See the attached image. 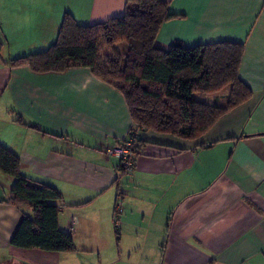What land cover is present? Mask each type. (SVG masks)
<instances>
[{"label": "crops", "instance_id": "0c3cea01", "mask_svg": "<svg viewBox=\"0 0 264 264\" xmlns=\"http://www.w3.org/2000/svg\"><path fill=\"white\" fill-rule=\"evenodd\" d=\"M127 1L0 0V143L25 176L61 192L59 226L76 247L13 246L35 213L10 201L15 178L0 173V264H264V0H166L181 16L161 25L156 45L243 42L239 76L254 94L200 140L136 131L147 144L130 172L111 151L134 125L121 89L86 67L13 66L52 46L67 13L97 24L124 15Z\"/></svg>", "mask_w": 264, "mask_h": 264}, {"label": "trees", "instance_id": "16d2710c", "mask_svg": "<svg viewBox=\"0 0 264 264\" xmlns=\"http://www.w3.org/2000/svg\"><path fill=\"white\" fill-rule=\"evenodd\" d=\"M178 16L181 15L170 11L166 0H128L124 15L91 25L80 24L67 13L52 46L11 62L13 66L29 65L38 72L86 67L116 85L124 92L135 125L129 137L119 143L132 139L135 156L147 144L136 134L138 130H152L184 140L201 139L222 116L249 101L254 92L239 76L243 42L186 47L175 41L169 49L158 47L161 25ZM118 42L128 45L126 52L117 51L101 59L99 49ZM227 87L230 93L214 97L211 103L196 97L216 94ZM0 173L15 178L10 201L26 203L35 213L34 217L24 215L12 237V245L75 252L73 234L59 226L61 205L57 202L63 201L61 192L25 176L19 156L1 143ZM115 229H119L117 224Z\"/></svg>", "mask_w": 264, "mask_h": 264}, {"label": "built area", "instance_id": "2783aa9c", "mask_svg": "<svg viewBox=\"0 0 264 264\" xmlns=\"http://www.w3.org/2000/svg\"><path fill=\"white\" fill-rule=\"evenodd\" d=\"M132 139L128 142L118 143L112 153L119 157L121 168L125 169V171L130 172L133 169L135 163V154L133 152V143ZM123 206L122 202H118L115 206V216L114 221L115 224L119 226L120 223V215L122 214Z\"/></svg>", "mask_w": 264, "mask_h": 264}, {"label": "rangeland", "instance_id": "374dc122", "mask_svg": "<svg viewBox=\"0 0 264 264\" xmlns=\"http://www.w3.org/2000/svg\"><path fill=\"white\" fill-rule=\"evenodd\" d=\"M127 48H128V45L125 42H118V43H115L113 45L112 44H107V45L105 44L99 49L100 50V57H101V59H105V58L111 57L117 51L126 52ZM118 82L124 83L123 81H120V80H118ZM202 97H203L202 98L203 101L208 102L207 101L208 96L206 94H203ZM197 140H200V139H197ZM194 141H196V140H194ZM114 147L111 149V151L114 149ZM99 252L100 251L97 250V251H88V252H83V253L87 256H94ZM136 263H137V261L132 259L131 261H126L125 263L120 262L119 264H136ZM143 263L148 264L144 261H143ZM138 264H140V263H138Z\"/></svg>", "mask_w": 264, "mask_h": 264}]
</instances>
